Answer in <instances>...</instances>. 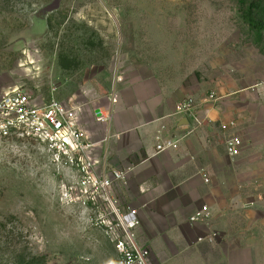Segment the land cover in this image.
I'll return each instance as SVG.
<instances>
[{"label": "rangeland", "instance_id": "374dc122", "mask_svg": "<svg viewBox=\"0 0 264 264\" xmlns=\"http://www.w3.org/2000/svg\"><path fill=\"white\" fill-rule=\"evenodd\" d=\"M151 70L183 98L264 93V0H0V97L82 105L90 124ZM67 181L36 143L0 142V264H117Z\"/></svg>", "mask_w": 264, "mask_h": 264}, {"label": "crops", "instance_id": "0c3cea01", "mask_svg": "<svg viewBox=\"0 0 264 264\" xmlns=\"http://www.w3.org/2000/svg\"><path fill=\"white\" fill-rule=\"evenodd\" d=\"M184 94L182 84L139 71L118 88L109 119L84 124L82 106L80 123L97 142L100 170H130L116 198L124 211L138 209L137 239L152 264H264V93L202 101L200 124L176 112ZM230 120L237 127L224 129ZM232 133L245 142L235 157L227 150ZM158 134L180 139L178 148L157 153ZM203 205L210 220L192 224ZM213 232V241L198 240Z\"/></svg>", "mask_w": 264, "mask_h": 264}, {"label": "built area", "instance_id": "2783aa9c", "mask_svg": "<svg viewBox=\"0 0 264 264\" xmlns=\"http://www.w3.org/2000/svg\"><path fill=\"white\" fill-rule=\"evenodd\" d=\"M221 99L214 92L201 101L188 96L178 102L176 112L190 115L200 124L201 119L196 115L199 103H218ZM82 112V105H70L59 99L40 105L23 90L6 92L0 97V142H33L39 146L55 168L67 177L64 187L67 200L99 212L96 223L114 242L117 264H152L151 250L137 239L136 232L141 225L138 209L124 211L116 198V189L128 184L130 170H100L97 142L81 125ZM109 117L110 112L105 111L98 119ZM222 127L236 128L237 122L230 120ZM156 139L157 153L178 148L180 141L164 138L162 134ZM244 145L243 138L234 133L227 139V150L233 157L240 155ZM211 215L210 207L203 205L190 216V222L207 223ZM217 235L213 232L198 240L213 241Z\"/></svg>", "mask_w": 264, "mask_h": 264}, {"label": "trees", "instance_id": "16d2710c", "mask_svg": "<svg viewBox=\"0 0 264 264\" xmlns=\"http://www.w3.org/2000/svg\"><path fill=\"white\" fill-rule=\"evenodd\" d=\"M253 5H254V3H252V4L250 5V10L253 8Z\"/></svg>", "mask_w": 264, "mask_h": 264}]
</instances>
